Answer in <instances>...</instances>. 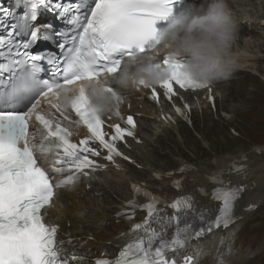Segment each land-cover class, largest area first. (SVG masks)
Segmentation results:
<instances>
[{
  "label": "snow or ice",
  "instance_id": "snow-or-ice-1",
  "mask_svg": "<svg viewBox=\"0 0 264 264\" xmlns=\"http://www.w3.org/2000/svg\"><path fill=\"white\" fill-rule=\"evenodd\" d=\"M177 2L16 0L14 9L0 6V31L5 32L0 37V264H85L84 255L66 252L64 245L72 244L71 238L57 239L59 226L46 222L47 209L54 206L57 189L76 183L81 175H89V171L106 167L90 158L100 155L90 147V142H98L107 150L103 158L114 163L115 157L122 156L116 142L133 136L136 124L129 115L125 123L130 127L112 125L114 134L106 139L105 120L91 107L86 91L81 88L66 109L60 102L61 90L118 74L126 59L148 53L157 37L154 24L171 16ZM21 8L22 13L18 11ZM41 9L57 12L61 18L75 13L66 20L73 25L71 46L64 50L65 44H59L63 50L62 70L56 67L59 61L30 51L41 37L40 26L33 25ZM10 19L15 22L8 23ZM55 36L67 38L68 33L58 31ZM43 39L51 40L52 34H43ZM45 59L55 68L51 80L40 76V61ZM160 63L170 69V78L159 84L169 100L176 95L174 85L183 90L207 86L188 77L179 60L165 56ZM60 71L62 75L58 76ZM140 86L147 88L143 81ZM152 88L151 98L158 100ZM105 91L116 96L111 112L120 116L123 98L107 82ZM69 110L78 119L73 120ZM176 111L183 115L179 108ZM71 124H82L90 135L79 144L71 142ZM53 148L57 150L54 153ZM49 156L53 157L51 161ZM58 176L62 178L57 179ZM222 177V172L209 177L217 185L211 193L212 199L219 202L214 218L207 215V210H198L191 196L168 203L167 207L173 210L171 216L162 214L157 207L161 203L159 197L142 186L132 185L134 194L143 195L146 203L140 204L134 198L128 202L133 211L121 215L131 221L139 207L146 216L142 222L132 224L126 234L131 239L117 256L109 258L105 253L93 264H177L169 258V252L184 247L193 237L233 222L234 203L243 189L227 187ZM174 186L181 188V182L175 181ZM201 192L207 195L205 190ZM173 227L174 232L169 236L167 230ZM183 264H192V257L186 256Z\"/></svg>",
  "mask_w": 264,
  "mask_h": 264
},
{
  "label": "bare ground",
  "instance_id": "bare-ground-1",
  "mask_svg": "<svg viewBox=\"0 0 264 264\" xmlns=\"http://www.w3.org/2000/svg\"><path fill=\"white\" fill-rule=\"evenodd\" d=\"M258 1L261 8L257 15L240 24L239 34L242 38H251L252 35H260L257 34L260 31L264 32L262 21L264 0ZM233 7L239 15L248 16L245 10L237 9L234 4ZM254 55L249 53L243 55L238 70L228 79L239 80L244 75L248 81L258 80L252 77L253 74H257L261 80L258 81L264 83V68L261 67L264 65V58ZM218 83L215 82L217 85ZM228 85L227 83L224 86L218 85L217 91L219 89L223 91L216 93V102L213 105L207 106L200 96L199 102L194 101L189 104V108L185 107L181 110L183 115L178 114L177 111L171 113L167 108L159 110L157 107L153 111L149 106L151 101L147 88L139 87L130 91H121L123 99L119 105L120 116L112 112L105 116L113 117L116 123H120L131 115L140 124L141 131L136 134L137 140L125 149L124 156L128 159L123 158L121 168L105 165L106 167L99 168L97 179L79 178L71 190L57 195V203L48 214V221L59 226V240L72 239V244L64 245L67 253L75 251L84 255L85 264H93L96 258L105 253L109 258L119 253L126 241L131 239L126 234L130 232L132 224L142 222L146 216L140 208L135 210L131 221L125 215H121V213L130 212L128 202L132 198L134 184L146 185L153 194L162 198L158 208L162 210V214L171 216L173 210L167 207V204L179 197L191 196L198 210H207V215L214 218L218 214L219 202L212 199L211 193L217 185L210 182L209 177L220 172L223 173V180L227 187L243 189L236 200V209H233L236 222L225 229L222 226L211 232L206 231L199 237H193L184 247L175 252H169L168 256L181 258L188 255L195 260L194 264H205L203 256L211 250L217 252L214 243L220 241L219 234L222 231L226 235L225 239L230 241L236 225L242 220L246 221L253 213V209H258L264 203V151H261L264 147L259 149V154L253 150L250 154L237 151L228 156L204 153L206 157L204 159L187 153V151L192 152V145L196 142L191 138L192 134H195V139L208 143L206 130H201L208 116L214 117L218 112H228V110L233 111L237 107H243L244 102L237 101V99H243L242 96H238L239 88L233 92L234 88L227 87ZM52 112L59 117L55 110ZM224 122L222 124H225ZM154 123L158 124L159 129L152 127ZM72 133L76 139L85 137V132L79 128L74 129ZM151 137H155L154 141ZM196 149L197 147L194 150ZM170 152L174 153L173 160L176 168L167 171L161 163L162 159H166V155L169 159ZM52 159L53 157L49 156V161ZM256 161H262V163L256 164ZM156 174H159V178ZM180 178L184 179L181 189L175 191L174 182ZM201 189L205 190L207 195L203 194ZM153 226L158 228V225ZM199 226L200 222L197 220L196 227ZM246 228L250 229L254 236L248 245L258 249L252 259L233 263L228 257H219L214 264H264V243L260 242V236L264 235V219L259 224H246ZM167 231L171 236L174 227Z\"/></svg>",
  "mask_w": 264,
  "mask_h": 264
},
{
  "label": "clouds",
  "instance_id": "clouds-1",
  "mask_svg": "<svg viewBox=\"0 0 264 264\" xmlns=\"http://www.w3.org/2000/svg\"><path fill=\"white\" fill-rule=\"evenodd\" d=\"M235 0H203L191 14L177 15L161 30L148 53H137L124 61L118 74L100 81H83L62 89L60 102L67 109L83 88L91 107L104 116L112 111L116 96L105 91L107 82L121 96V91L158 86L170 78V69L161 58L179 60L182 71L204 84L228 79L238 70L245 51L238 47L240 24L248 19L234 9Z\"/></svg>",
  "mask_w": 264,
  "mask_h": 264
},
{
  "label": "rangeland",
  "instance_id": "rangeland-1",
  "mask_svg": "<svg viewBox=\"0 0 264 264\" xmlns=\"http://www.w3.org/2000/svg\"><path fill=\"white\" fill-rule=\"evenodd\" d=\"M256 4L257 2H250L248 0L239 1V7L245 10L249 15L253 16L257 15ZM244 45L250 50L248 53L252 52L257 56L264 55V33L260 32L259 36L252 37L251 42L245 43ZM261 67L263 69V65H261ZM249 81L252 82L253 87L250 83L244 84L248 92L250 93L256 89L251 95V98L246 97L247 92L244 89H238L237 91L239 93L238 96L243 97L241 101L244 102L246 112L243 115V107L241 109L237 107V110L228 114V117L222 114L216 116L214 118L216 122H222L224 119L229 121V124L225 126V130H219V128L214 127L211 120H209L206 126L208 143L199 142L198 139L196 142V146L200 148L198 154H196L198 158H206L203 156V153L210 155L216 153L220 156H228L229 154L232 155L239 151L245 154H250L254 151L255 147H264V83L256 79H250ZM235 88H238V86ZM238 113L241 115H238ZM153 127L156 128V125H153ZM232 131H234L235 134H232ZM194 147L195 145L192 146L193 149ZM170 156L169 159L163 161V166L168 167V164L173 161V155ZM258 163L260 164L262 161H256V164ZM263 213L264 204L259 208L257 213L249 219H253L257 215L262 217ZM244 222L240 223L238 228L235 229L232 242L235 243V241H239L241 243H247V241L251 239V234L243 227ZM240 253H242L244 260L249 259L252 255V252L249 250L243 252L240 250Z\"/></svg>",
  "mask_w": 264,
  "mask_h": 264
}]
</instances>
